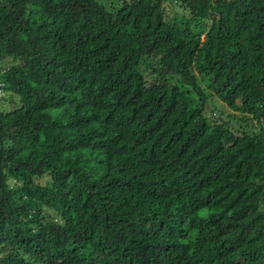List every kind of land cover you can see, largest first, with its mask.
<instances>
[{
  "label": "clouds",
  "instance_id": "1",
  "mask_svg": "<svg viewBox=\"0 0 264 264\" xmlns=\"http://www.w3.org/2000/svg\"><path fill=\"white\" fill-rule=\"evenodd\" d=\"M0 264H264V0H0Z\"/></svg>",
  "mask_w": 264,
  "mask_h": 264
},
{
  "label": "trees",
  "instance_id": "2",
  "mask_svg": "<svg viewBox=\"0 0 264 264\" xmlns=\"http://www.w3.org/2000/svg\"><path fill=\"white\" fill-rule=\"evenodd\" d=\"M135 115V113H133ZM151 119V117H149ZM158 123V121H157ZM155 125H150L151 127H154ZM150 130V129H146ZM189 151H194L193 149L189 148ZM204 177H202V180ZM222 187V185H221ZM213 193H217V186L214 183H210L207 186V194L208 196L212 197V199L208 202L209 206H205L201 209L200 215L211 217V216H220L225 212H228L229 216L232 214L231 211L223 206H217L219 204L220 200H225V195L218 194V196H213ZM232 199H235V197H232ZM226 203L231 204V200H226ZM218 223V221H216ZM7 239V237H5ZM223 246V245H221ZM149 258L146 256L145 260L147 261Z\"/></svg>",
  "mask_w": 264,
  "mask_h": 264
}]
</instances>
